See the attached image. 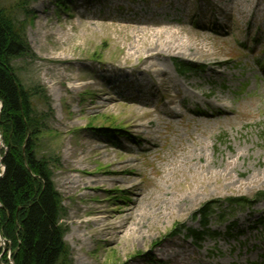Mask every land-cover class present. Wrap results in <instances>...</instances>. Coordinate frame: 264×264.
Masks as SVG:
<instances>
[{
	"label": "rangeland",
	"instance_id": "rangeland-1",
	"mask_svg": "<svg viewBox=\"0 0 264 264\" xmlns=\"http://www.w3.org/2000/svg\"><path fill=\"white\" fill-rule=\"evenodd\" d=\"M29 10L32 57L12 67L47 115L36 153L63 198L67 263L264 264V201L211 219L200 247L170 235L199 228L203 204L264 192V0H34ZM132 28L175 32L190 48L149 70L129 49ZM174 60L204 71L182 77ZM105 125L129 136L104 137ZM99 217L120 229L100 232Z\"/></svg>",
	"mask_w": 264,
	"mask_h": 264
},
{
	"label": "trees",
	"instance_id": "trees-1",
	"mask_svg": "<svg viewBox=\"0 0 264 264\" xmlns=\"http://www.w3.org/2000/svg\"><path fill=\"white\" fill-rule=\"evenodd\" d=\"M33 1L0 0V158L4 167L0 176V233L6 241L0 264H68L63 198L53 182L49 161L38 158L36 153L47 115L33 110L31 99L36 92L23 87L12 67L14 60L32 57L26 24ZM174 65L182 76L194 71L189 63L174 60ZM96 131L107 138H114L115 133L128 135L118 125L99 126ZM260 200H264V192L251 200L235 197L208 202L194 214L199 229L182 225L170 235L185 232V237L200 247L214 234L209 227L211 219L225 223L237 209H250ZM257 223L261 224L262 218ZM228 224L227 233L236 222Z\"/></svg>",
	"mask_w": 264,
	"mask_h": 264
},
{
	"label": "bare ground",
	"instance_id": "bare-ground-1",
	"mask_svg": "<svg viewBox=\"0 0 264 264\" xmlns=\"http://www.w3.org/2000/svg\"><path fill=\"white\" fill-rule=\"evenodd\" d=\"M101 25L106 24L104 22H101ZM132 31H134V37L136 38L134 41H132L129 46L130 50L133 51V54L139 59L141 55H143L145 62L149 65V70L155 67V64L151 62V60L161 57L164 54H170L172 51H179L181 52L184 48H190V44L188 42H185L181 40L175 32H170L171 34L165 35L164 31H152L149 34L144 30L143 28H132ZM169 31V30H168ZM73 37L66 36L64 40L60 43L62 47H66L67 43L72 41ZM196 49V48H194ZM66 49H62L61 55H64L63 58L65 60L66 58ZM73 80H76V77H72ZM72 90L78 89L79 86L77 85H71L70 86ZM98 183V180L95 181ZM79 180H75L74 184H78ZM89 183H84V185H88ZM139 202V199H136V204ZM137 206H134L133 208L125 211V220L130 219L131 216L135 213V209ZM113 217H99L93 220V225L98 226L101 225V228L99 231H107L114 226H116L117 229H120V220L117 223L113 222ZM107 227L106 229H104ZM135 229H132L131 231L126 232V238L131 236V238H134L135 240ZM171 253L168 251H162L160 253V256L162 258H167L170 256Z\"/></svg>",
	"mask_w": 264,
	"mask_h": 264
},
{
	"label": "water",
	"instance_id": "water-1",
	"mask_svg": "<svg viewBox=\"0 0 264 264\" xmlns=\"http://www.w3.org/2000/svg\"><path fill=\"white\" fill-rule=\"evenodd\" d=\"M0 162H1V164H2V158L0 159ZM0 207H1V205H0ZM0 242H1L2 244H4V242H5V240L3 239V237H2L1 234H0ZM0 261H1V255H0Z\"/></svg>",
	"mask_w": 264,
	"mask_h": 264
}]
</instances>
